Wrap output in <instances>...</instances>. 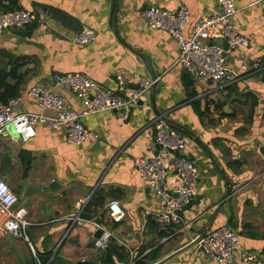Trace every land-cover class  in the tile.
I'll return each instance as SVG.
<instances>
[{"label":"crops","instance_id":"obj_1","mask_svg":"<svg viewBox=\"0 0 264 264\" xmlns=\"http://www.w3.org/2000/svg\"><path fill=\"white\" fill-rule=\"evenodd\" d=\"M16 1L18 7L42 14L22 28L0 32V69L10 73L7 82L19 86L14 96L18 111L41 112L28 89L50 82L54 73L82 72L108 88L116 87L119 72L131 88L137 87L138 76L157 80L128 118L116 110L85 116L82 121L97 131V140L74 144L62 126L38 124L35 136L22 143L7 128L0 139V177L16 193L29 224L28 241L1 236L0 264H126L128 254L119 241H131L136 231L141 242L132 247L135 252L143 249V260L154 264L203 229L219 225L229 226L240 238L231 264H264V0H235L232 20L250 42L228 54V65L238 71L244 54L260 68L243 73L226 89L199 82L174 64L176 42L150 29L142 15L151 5H184L194 20L215 12L216 0ZM83 25L95 31L85 46L73 42ZM61 91L70 106L82 108ZM159 112H166L169 124L185 135L183 153L197 160L201 187L179 220L166 228L146 213L158 211L160 201L149 197L133 166V158L149 153L144 146L151 129L147 124ZM23 148L29 157L21 153ZM50 183H56L52 190L23 204L27 186ZM112 198L126 212L120 223L107 215ZM99 226L112 233L102 247L95 242ZM184 262L218 264L196 245L163 264Z\"/></svg>","mask_w":264,"mask_h":264},{"label":"built area","instance_id":"obj_2","mask_svg":"<svg viewBox=\"0 0 264 264\" xmlns=\"http://www.w3.org/2000/svg\"><path fill=\"white\" fill-rule=\"evenodd\" d=\"M217 10L190 20L184 5L168 9L148 6L143 11L146 25L152 30L168 34L177 44L178 56L174 64H179L199 82L211 83L226 89L237 82L242 74L256 72L259 62H249L240 54L238 71L228 65V54L233 50L247 47L250 37L240 32L233 15L237 11L235 0H216ZM42 17L27 8L0 9V32L7 28H22ZM95 38V31L83 25L75 33L73 42L88 45ZM222 41L227 48L224 49ZM116 87L108 88L82 72L54 73L50 82H37L28 89L41 112L18 111V97L7 102L0 101V139L10 128L24 143L36 134L38 124L49 128L62 126L66 139L74 144L97 140L99 134L87 128L82 119L85 116L105 111H119L121 117L128 118L142 96L152 87L157 78L137 77V87L128 86L124 72L115 75ZM64 90L71 94L82 106L80 110L70 106ZM54 110V115L45 110ZM150 129L144 141L148 150L145 156L133 158V166L147 188L152 200L160 201L158 211L146 210L161 228L178 221L180 213L201 189L197 160L183 152L187 145L184 134L174 129L168 122L166 112H159L148 122ZM87 200H89L87 198ZM18 197L13 189L0 177V238L3 235L23 238L28 241L26 227L29 222L26 212L17 205ZM83 206L80 205L79 212ZM107 215L114 223L124 220L126 212L118 199L112 198L106 204ZM100 234L95 239L97 246H104L112 233L99 226ZM128 254L126 264H134L146 252L137 256L134 247L120 240ZM198 249L218 264H231L240 249L238 233L227 225L210 228L195 244ZM182 264H188L184 262Z\"/></svg>","mask_w":264,"mask_h":264},{"label":"water","instance_id":"obj_3","mask_svg":"<svg viewBox=\"0 0 264 264\" xmlns=\"http://www.w3.org/2000/svg\"><path fill=\"white\" fill-rule=\"evenodd\" d=\"M112 11H113V8H112ZM222 45H223V48L224 49L227 48L225 42H223V41H222ZM21 153L24 156H26V157H29L30 156V152L28 150L24 149V148L21 150ZM55 185H56V183H53V184L50 183L47 186H33V185L27 186V188H25L24 195L21 198L23 204H26L27 203V200H28V198L30 196L35 195L37 193L47 192L49 190H52ZM208 229L209 228L203 229L201 231V233L198 236H196L193 240H191L190 242H188L187 244H185L181 248L177 249L176 251L172 252L171 254L165 256L161 260L155 262L154 264H163L165 261L169 260L173 256H175V255L179 254L180 252H182V251H184L186 249H189L190 247L194 246L195 244L198 243V241L202 238V236L205 235V233H206V231ZM99 234H100V230L97 231L96 236L99 235ZM140 242H141L140 233L138 231H136L135 234H134V236H133V238H132V240L129 241L128 244L131 245V246H137Z\"/></svg>","mask_w":264,"mask_h":264},{"label":"trees","instance_id":"obj_4","mask_svg":"<svg viewBox=\"0 0 264 264\" xmlns=\"http://www.w3.org/2000/svg\"><path fill=\"white\" fill-rule=\"evenodd\" d=\"M20 8L17 6L16 0H0V9L1 10H11ZM10 76V73L6 72L5 70L0 69V88H2V91H0V101L7 102L10 98L16 96L18 91V84H10L7 82V78ZM144 250H140L137 252V256L140 255ZM156 253V250H154L151 254ZM147 255V254H146ZM146 255H143L142 257L138 258L134 264H147L144 259Z\"/></svg>","mask_w":264,"mask_h":264},{"label":"rangeland","instance_id":"obj_5","mask_svg":"<svg viewBox=\"0 0 264 264\" xmlns=\"http://www.w3.org/2000/svg\"><path fill=\"white\" fill-rule=\"evenodd\" d=\"M8 183V182H7ZM9 185V184H8ZM10 186V185H9Z\"/></svg>","mask_w":264,"mask_h":264}]
</instances>
